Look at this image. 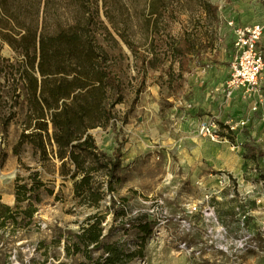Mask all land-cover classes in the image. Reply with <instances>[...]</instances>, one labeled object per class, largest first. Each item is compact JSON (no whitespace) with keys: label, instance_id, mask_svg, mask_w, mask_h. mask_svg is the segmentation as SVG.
Returning <instances> with one entry per match:
<instances>
[{"label":"rangeland","instance_id":"1","mask_svg":"<svg viewBox=\"0 0 264 264\" xmlns=\"http://www.w3.org/2000/svg\"><path fill=\"white\" fill-rule=\"evenodd\" d=\"M0 5L3 57H23L10 42L23 43L28 29L48 35L88 22L85 30L108 51L124 95L114 122L91 130L102 149L122 155L99 208L77 204L59 160H41L28 143L14 153L17 121L0 132V202L15 207L18 176L38 170L45 183L31 220L21 215L18 224L0 226V264H78L84 257L67 254L65 235L95 212L105 215L104 243L137 254L123 264H264V156L249 155L246 147L264 151V68L252 93L228 98L226 86L235 27L264 26V0ZM258 46L264 54V31ZM0 84L16 100L11 81L1 76ZM255 94L263 100L258 105L252 103ZM207 118L215 122L219 141L200 133ZM11 194L14 202H3ZM93 253L107 255L102 247Z\"/></svg>","mask_w":264,"mask_h":264},{"label":"trees","instance_id":"2","mask_svg":"<svg viewBox=\"0 0 264 264\" xmlns=\"http://www.w3.org/2000/svg\"><path fill=\"white\" fill-rule=\"evenodd\" d=\"M88 24L48 35L41 28L28 29L22 34L23 43L10 42L22 58L11 60L0 51V78L11 81L12 100L16 97L12 102L10 91L3 88L7 83L0 84V132L6 133L17 121L21 131L14 153L28 143L39 151L41 160H59L61 174L73 181L77 204L99 208L105 185L113 187L122 155L119 149L112 154L102 149L91 130L114 122L116 104L124 95L108 51L85 30ZM246 147L249 155L264 156V151ZM44 186L38 170L18 176L17 203L12 207L0 202V226L7 220L18 224L21 215L31 220L37 211L34 202L40 201L38 191ZM104 218L101 212L90 214L78 231L65 235L67 254L84 257L78 264H123L137 255L125 253L117 243H104ZM100 247L107 255L96 257L93 251Z\"/></svg>","mask_w":264,"mask_h":264},{"label":"built area","instance_id":"3","mask_svg":"<svg viewBox=\"0 0 264 264\" xmlns=\"http://www.w3.org/2000/svg\"><path fill=\"white\" fill-rule=\"evenodd\" d=\"M263 31L264 26L261 23L235 27L234 48L236 54L231 64V74L226 85L228 94L235 90H242L247 94L257 88L260 74L264 68V54L258 46ZM241 124H245V121L242 120ZM200 133L214 141L221 139L215 122L210 118L201 122Z\"/></svg>","mask_w":264,"mask_h":264},{"label":"crops","instance_id":"4","mask_svg":"<svg viewBox=\"0 0 264 264\" xmlns=\"http://www.w3.org/2000/svg\"><path fill=\"white\" fill-rule=\"evenodd\" d=\"M258 87H259V86H258ZM256 91H257V90H256ZM235 92H236V93H237V92H240V93H241V92H243V91H242V90H235V91H233L231 94H227L228 98H229L233 93H235ZM251 93H252V92H251ZM249 95H250V94H249ZM253 96H254V97H253ZM252 99H254L252 103H253V104H256V105H258L259 102H263L262 99H259V98L256 97V94H255V95H252ZM256 105H255V106H256ZM212 116H213V117H217L218 115H212ZM204 118H205V117H204ZM207 119H209V118H207ZM204 120H205V119H204ZM2 199H3V202H5V203H7V204H12V203L14 202V200H15V199H14V196H13L12 194L10 195V198H9V199H6L4 196H3Z\"/></svg>","mask_w":264,"mask_h":264}]
</instances>
